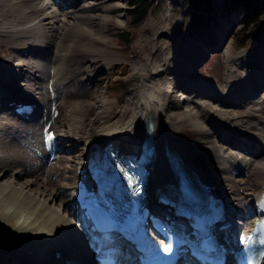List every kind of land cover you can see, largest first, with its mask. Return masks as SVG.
Returning <instances> with one entry per match:
<instances>
[{
  "label": "bare ground",
  "instance_id": "bare-ground-1",
  "mask_svg": "<svg viewBox=\"0 0 264 264\" xmlns=\"http://www.w3.org/2000/svg\"><path fill=\"white\" fill-rule=\"evenodd\" d=\"M113 1L0 0V42L5 43L13 53L4 60L0 58V232L10 237L8 241L11 245L9 248L5 245L9 251L18 252V255L26 251L28 255L12 261L0 257V264H48L49 261L42 257L55 251H60V254L57 259L54 258V264H94L85 243L89 237L80 235V227L77 228L76 223L81 219L72 209L75 192L71 182L76 174L73 178L70 170L66 169L73 164H81L86 157L99 159L107 145L118 156L123 149H139L148 122L152 125L155 139V155L148 165V193L166 192L167 185L175 184L164 154L168 150L178 157L183 172L186 171L191 178L207 181L214 193H221L222 199L226 200L222 222L228 224L225 228L228 241H232L236 231L247 229L252 224L255 219L253 213H264L259 204L254 206L250 203L251 197L259 202L264 195V48L257 47V58L248 57L247 52L234 58L228 56L230 24L240 20L236 13L222 23L216 38L223 30L213 44L219 47L227 43L221 73L225 82L223 87L220 86L222 83L215 84L199 77L191 68L206 51L215 49L209 48L210 40L206 41L208 44L202 42L200 47L203 51H193L192 56L189 54L190 37L186 38V42H180L176 54L173 43L161 55L152 45L150 51L153 52L147 59H153L142 64L137 61V52L142 45L136 43L131 63L134 71L129 75V79L133 80L130 85L132 94L122 104V112L128 114L126 119L123 118L124 126L120 128L118 125L106 132L103 128L98 131L91 127L93 132H88L86 139L78 135L97 92L91 91L87 85L96 86L101 80L99 76L106 72L102 67L105 64H98V59H111L103 51L111 44L106 30L111 24L121 26L117 13L123 6ZM64 9L66 11L62 13ZM75 10H78L77 13ZM47 11L66 14L67 21L59 19V30L46 29V19L51 15ZM151 26L156 30L155 25H149L150 30L154 29ZM152 41L155 43L154 37ZM156 55L159 59L163 57L158 64L155 63ZM191 57L194 61L186 69ZM254 58L256 60L251 61ZM89 60L95 63L91 64ZM95 64L102 68L89 72ZM166 87L162 93V88ZM181 95L184 97L180 98ZM13 98L35 105L30 116L33 121L9 112L7 103ZM216 101L217 104L213 105ZM83 105L85 109L81 107ZM55 108L59 110V115L53 118ZM136 108L138 116L134 114V118L132 112ZM39 110L41 114L38 118L36 113ZM99 112L94 114L96 118L102 111ZM6 119L16 124H3ZM73 120L79 126H74ZM54 127L56 134L69 144L67 149L64 144L59 147L60 151L46 168L43 165L48 158L42 140L46 130ZM35 128L39 129L37 135ZM183 133L191 138L183 140ZM80 149L81 161L75 157ZM199 156L204 160L199 162ZM233 169L238 170L241 178L236 179L232 175ZM7 175L11 178L9 184L2 181ZM27 175L32 180L20 185ZM41 175H44L45 181H42ZM52 175L57 179L52 180ZM241 181L243 185H239ZM26 189L27 193H23ZM64 194L72 195L71 199L61 201L67 219L51 207L58 199L62 200ZM167 207L170 206L162 209H165V215H170ZM32 214L37 215L33 221L30 218ZM236 217L241 220H235ZM1 253L4 255L3 251Z\"/></svg>",
  "mask_w": 264,
  "mask_h": 264
},
{
  "label": "rangeland",
  "instance_id": "rangeland-1",
  "mask_svg": "<svg viewBox=\"0 0 264 264\" xmlns=\"http://www.w3.org/2000/svg\"><path fill=\"white\" fill-rule=\"evenodd\" d=\"M128 1L129 0H114L112 2V3H116L120 6H123V8H121L117 13L119 15V21H120L121 26L116 27L114 25L112 26V24L108 26V29H107L108 31L106 30V33L107 34L109 33V39L111 40V44L108 45L109 47L108 46L104 47L103 51L107 52V55L111 56V59L109 60L110 62L106 61V60L98 59V62H97L98 64H100V65L105 64V66H102V65L101 66L105 68L106 72L104 71V74L99 76L101 78V80L96 86H90V84L87 85V87L91 91L95 92L94 90H96L97 92H96L94 99L90 103L89 113L87 114L86 117L84 116L85 117L84 125L82 127L80 126L81 128H79V134L78 135L80 137L82 136L83 139H86V135H88L87 133L91 131V127H94L98 131H100L103 128L102 130H105L104 132H106V131L112 130L114 127L117 128L118 125L120 128H121V126H124L123 125V123L125 121L124 119H126L125 116H127L128 114L124 115V112H122L123 111V105L122 104H123V100L127 96H130L132 94L131 90H130V85L133 83V80L131 81L129 79V75L131 74V72L133 73V71H134L131 63L133 62V58H134L133 54H134V50H135L134 47L136 46V43H139V44L141 43L140 46L142 45L141 49H139V51L137 52V61H138V63L142 64V63H144L145 60L149 59V58L147 59V56H149L151 54V52H153V51H150L152 45L154 46L153 48L156 47L155 49H157L158 53H160V55H161L164 52V50H167L169 48L168 46L172 45V43H173V49L175 52L174 54H176L178 51V45L180 44V42L181 41L186 42L187 41L186 38L190 37L191 40H190L189 54L192 56L193 51L194 52H196V51L198 52L199 50L203 51V47H200L201 44H203V43L208 44V42H211V45H209L210 46L209 48L210 49L215 48V49L210 50V51H206V54L202 55V57H200L199 59H197L195 61L191 57L190 60H192V61H190V60L187 61L186 69H189L190 63L194 61L195 62V63H193L194 65L193 64L191 65V68L193 69L194 73L196 72L197 75H199V77H201V78L209 79L210 81H212V83L213 82L215 84L217 82L219 84L222 83L220 85L222 87L225 85L224 80L222 81V79H221V73H222L223 64H224V53H225L224 50L227 46V43H224V44L220 45L219 47H216L218 45L213 46V44H215L214 41L218 38L219 34L223 30V28H222L220 33L218 34V36L216 38V32L219 31V29L222 26V23L227 22L233 13H236L237 16L240 17V20L235 18V19H237V22H233L230 24L232 26V29L230 31L231 36L229 38L230 44L228 43V45H229V47H228L229 55L228 56L229 57L234 58L239 53L247 52L248 57L257 58L256 57L257 56V50H256L257 47L260 46V47L264 48V36L262 37V39L258 43L253 42L252 40H249V41H247V43L244 47L236 48V46L233 44L234 43L233 37L235 36L236 30L243 25L245 15L240 10H236L233 12L228 10L226 7V1L227 0H209V2H208L209 6L207 8L197 7L196 9H194V7H191L189 9L188 6L183 2V0H147L148 6L145 9V15L139 23H135L132 19V16L130 17L129 10H131V7L128 4ZM193 10L194 11L197 10L196 14H198L202 19L205 20V22H203V24H202L201 31H199L198 33L193 28H191V26L189 25V16H190L189 11L191 12ZM65 11H66L65 9L62 10V13ZM77 11L78 10H75L74 12L77 13ZM91 13L93 14L95 12H91ZM47 14H51V12L47 11ZM112 15H114V13H112ZM59 19H60V21H67L66 14L58 15V14L52 13L50 15V17L46 19L47 20L46 24H45L46 29L49 30L51 28H54V29L59 30V28H60L59 27L60 26ZM52 20H54V21H52ZM68 21L73 22L71 20H68ZM149 25H155L156 30H155L154 26H151L152 29L154 28L153 31L150 30V28L148 27ZM154 30H155V32H154ZM122 32L127 34L128 36L130 35L129 41L125 45H122L120 42H119L120 43L119 44L118 43L119 40H117L119 37V34H121ZM151 33H153V34H151ZM150 35H153V37L155 39V43H153V41H152L153 37H151ZM150 38H151V40H150ZM207 40H210V41L206 42ZM10 45L11 44H8V46H10ZM13 45H15V44H12V46ZM6 46L7 45L5 43L0 42V58H2V60H4L7 56H9V54L13 55V53L10 50H8L6 48ZM195 46H197V47L195 48ZM101 47H99L98 50H100ZM194 48H195V50H194ZM204 51H205V49H204ZM260 52H261V50H259V53ZM97 54L101 55L100 53H97ZM189 54H188V56H189ZM164 55H165V53L163 54V57H164ZM262 55H264V54H262ZM163 57L161 56V58L159 59L157 56L155 63L157 62L156 64H158ZM255 58L252 59L251 61H253V60L255 61L256 60ZM152 59L153 58H150L149 60H152ZM80 60H82V59H80ZM82 61H84V60H82ZM89 61L91 64L95 63L94 60H92V61L89 60ZM239 62H240V60H239ZM47 65H50V64H47ZM100 65L99 66H96V64L93 65V67L91 68V70L89 72H94V71L99 70L97 68H99V67L102 68ZM110 72L112 74L109 76ZM121 76H124V77H122V81L120 80ZM214 79H217V81H215ZM200 81L204 82L203 80H200ZM167 82H166V84L168 85ZM167 88L168 87L162 88V90H161L162 93ZM182 97H184V96L181 95L180 98H182ZM215 104H217V101L214 102L213 105H215ZM81 107H83V109H85L84 105ZM61 110H62V108H61ZM97 111H100V112L102 111L100 117H98V118H96L94 116V114ZM135 112L137 113V108L132 112L133 117H134V114H136ZM40 114H41V112L39 110L36 113V117L39 118ZM137 114L135 115V117L138 116ZM76 115L80 116L81 119L83 118L82 114H80V113H77ZM119 116L120 117L122 116V118H120V119H122L123 121L119 119ZM108 119H110V120L108 121ZM13 121H16V120L13 119ZM30 121H33V118H31ZM4 123L10 124L11 126H14L16 124L15 122L14 123L10 122L8 119H6V121H4L3 124ZM74 123H75V121H74ZM76 125L79 126L78 123L74 124V126H76ZM57 128H65V127L58 126ZM54 129H55V127H54ZM55 132H57L56 129H55ZM91 132H93V131H91ZM38 133H39V129L35 128V135H37ZM190 138L191 137L187 133L182 134L183 140L190 139ZM40 139H42V135L40 136ZM67 144H69V142L65 141V148L66 149L68 147ZM82 148H83V146H82ZM76 153H78V154H76V156L75 155L74 156L77 158V160L80 158L79 161H81L82 150L80 149V152L77 151ZM241 153L245 154L243 152H241ZM19 156L20 157L23 156L21 154V152L19 153ZM202 160H204V158L199 156L198 161L200 162ZM76 166H77V164L76 165L73 164L72 167H69V169L68 168L66 169V170H70V175L73 176V178H74ZM65 168L66 167L64 166L63 169H65ZM65 174H66V176L69 175L67 173H65ZM28 176L29 175H27L26 177H23L24 180H21L20 185H25L27 181L32 180V179H29L31 177H28ZM40 178L42 179V181L46 180L44 175L43 176L41 175ZM51 178H52V180L57 179L55 175L54 176L52 175ZM3 180H4V182H7V184H9V182H11V178L8 175L6 177H4V179H2V181ZM73 183H74V179L72 180L71 184L73 185ZM27 191L28 190L26 189L23 193H27ZM246 191H248V190H246ZM243 195L246 198L249 197L248 194H243ZM69 198H71V197L64 194V197L62 198V200L58 199L51 206L60 216L64 217V219H67L66 218L67 213L65 212L64 209L62 210L61 201L68 200ZM247 204H248V202H247ZM247 204H245V205L247 206ZM48 205L50 206V204H48ZM31 216H30L31 220L34 217H37L36 214L35 215L32 214ZM235 219L239 220L238 217H236ZM30 221H28V222H30ZM78 225L79 224L76 223L77 228L79 227ZM80 229H79V231L81 232ZM2 232H0V239H1L0 240V250H2L4 252V255H3V253H1L2 252L1 251L0 257H2V259L5 261H12L15 259H21L19 257L23 256L26 251H24L22 253V255H18L17 254L18 252L16 253L14 251H9L8 246L11 245V243H9L11 241H8V240L10 237L7 235H3ZM21 239H24V238H20V240ZM2 242H5L6 244L2 243ZM26 256H28V255L25 254L23 257H26Z\"/></svg>",
  "mask_w": 264,
  "mask_h": 264
},
{
  "label": "trees",
  "instance_id": "trees-1",
  "mask_svg": "<svg viewBox=\"0 0 264 264\" xmlns=\"http://www.w3.org/2000/svg\"><path fill=\"white\" fill-rule=\"evenodd\" d=\"M183 2L189 9L209 6V0H183ZM128 4L131 7L130 17L132 16L135 23H139L145 15L147 0H129ZM226 7L230 11L240 10L245 15L243 25L236 30L233 37L236 47H243L248 40L258 42L264 36V0H227ZM196 11H189V25L198 33L205 20L196 14ZM127 36L123 32L119 34L118 40L122 45L129 41L130 35Z\"/></svg>",
  "mask_w": 264,
  "mask_h": 264
},
{
  "label": "snow or ice",
  "instance_id": "snow-or-ice-1",
  "mask_svg": "<svg viewBox=\"0 0 264 264\" xmlns=\"http://www.w3.org/2000/svg\"><path fill=\"white\" fill-rule=\"evenodd\" d=\"M51 137L49 136V139H50ZM163 251L165 252V253H167V252H170L171 251V247H163Z\"/></svg>",
  "mask_w": 264,
  "mask_h": 264
}]
</instances>
